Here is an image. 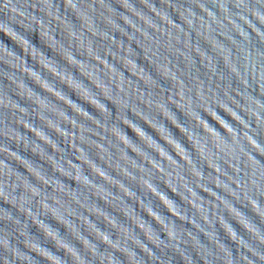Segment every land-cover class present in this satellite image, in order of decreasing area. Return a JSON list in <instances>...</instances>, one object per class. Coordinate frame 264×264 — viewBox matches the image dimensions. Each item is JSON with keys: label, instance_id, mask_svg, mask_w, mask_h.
<instances>
[{"label": "water", "instance_id": "95a60500", "mask_svg": "<svg viewBox=\"0 0 264 264\" xmlns=\"http://www.w3.org/2000/svg\"><path fill=\"white\" fill-rule=\"evenodd\" d=\"M0 264H264V0H0Z\"/></svg>", "mask_w": 264, "mask_h": 264}]
</instances>
